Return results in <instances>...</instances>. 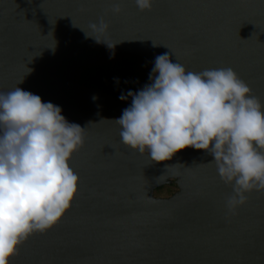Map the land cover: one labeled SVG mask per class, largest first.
Masks as SVG:
<instances>
[{
    "label": "water",
    "instance_id": "water-1",
    "mask_svg": "<svg viewBox=\"0 0 264 264\" xmlns=\"http://www.w3.org/2000/svg\"><path fill=\"white\" fill-rule=\"evenodd\" d=\"M118 2L113 14V0H0V92L17 86L86 126L68 161L70 207L9 264H264V192L246 193L233 215L232 186L206 150L154 162L120 142L114 120L131 104L121 92L149 83L166 52L186 71L233 68L264 106V0H154L145 11ZM100 17L102 35L88 27ZM173 180L172 196L154 195Z\"/></svg>",
    "mask_w": 264,
    "mask_h": 264
},
{
    "label": "clouds",
    "instance_id": "clouds-1",
    "mask_svg": "<svg viewBox=\"0 0 264 264\" xmlns=\"http://www.w3.org/2000/svg\"><path fill=\"white\" fill-rule=\"evenodd\" d=\"M153 2L134 0L140 11L151 10ZM110 11L121 12L118 0ZM88 27L102 35L109 25L100 17ZM148 79L118 97H131L114 119L122 144L147 151L154 162L170 161L188 147L206 150L213 158L208 163L232 186L226 208L233 215L246 203V193L264 192V106L233 68L186 71L166 52L155 57ZM61 112L17 86L0 92V264H9L30 234L55 224L77 191L78 176L68 161L83 146L86 126Z\"/></svg>",
    "mask_w": 264,
    "mask_h": 264
},
{
    "label": "trees",
    "instance_id": "trees-1",
    "mask_svg": "<svg viewBox=\"0 0 264 264\" xmlns=\"http://www.w3.org/2000/svg\"><path fill=\"white\" fill-rule=\"evenodd\" d=\"M178 191V186L173 180L171 184H165L155 189L154 195L157 197H170Z\"/></svg>",
    "mask_w": 264,
    "mask_h": 264
}]
</instances>
